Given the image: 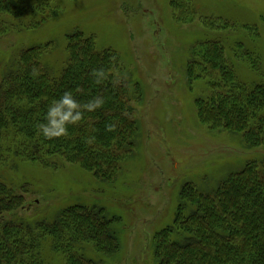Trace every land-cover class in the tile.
I'll return each mask as SVG.
<instances>
[{
  "label": "rangeland",
  "instance_id": "obj_1",
  "mask_svg": "<svg viewBox=\"0 0 264 264\" xmlns=\"http://www.w3.org/2000/svg\"><path fill=\"white\" fill-rule=\"evenodd\" d=\"M35 1L42 5L43 11L35 14L42 25L37 28V20L31 29L1 37V67L22 49L42 46L49 47L42 64L58 73L70 57L67 37L80 30L94 38L99 52L109 50L117 57L113 80L122 88L135 134L125 140L130 146L123 144L124 158L117 148L114 151L118 170L113 181L100 180L78 164L62 161L45 168L12 157L6 164L0 159V180L31 205L38 202L34 207L46 217L71 205L91 204L116 218L118 251L109 256L94 252L88 244L84 259L88 256L98 264H152L154 236L173 223L184 184L192 182L210 191L230 173L264 160V143L251 147L245 133L213 125L198 108L199 100L211 96L209 81L217 77L202 64L205 43L221 40L229 62L245 81L264 74V0ZM29 18L24 21L27 27ZM236 50L247 51L256 67L233 57ZM196 59L202 66L192 69ZM227 91L224 84L215 94ZM27 212L23 213L34 217ZM71 254L81 258L75 250ZM45 256L49 264L68 261L67 255H56L49 247Z\"/></svg>",
  "mask_w": 264,
  "mask_h": 264
},
{
  "label": "trees",
  "instance_id": "obj_2",
  "mask_svg": "<svg viewBox=\"0 0 264 264\" xmlns=\"http://www.w3.org/2000/svg\"><path fill=\"white\" fill-rule=\"evenodd\" d=\"M42 11L35 0H0V39L33 28L37 20L39 28L43 20L35 14ZM28 18L29 27L24 22ZM67 38L70 57L58 73L42 64L49 48L42 46L22 49L4 68L0 65V159L6 164L12 157L45 168L64 161L110 182L118 170L114 151L117 148L124 158L123 144L135 134L134 120L127 116L129 110L121 98L122 88L113 80L117 57L109 50L99 52L94 38L80 30ZM220 42L202 46L204 69L217 77L209 81L213 91L209 99L198 101L199 112L212 119L213 125L221 124L233 134L245 133L247 144L260 147L264 143V74L245 81ZM234 52L233 57L256 67L247 51ZM190 66L202 65L196 59ZM33 68L39 73L35 78ZM93 69L105 72L100 84L90 75ZM224 84L228 91L215 94ZM66 91H72L81 103L97 95L105 102L95 112L85 113L80 124L70 126L67 136L46 141L36 134V125L42 122L48 104ZM34 205L38 202L31 205L16 188L0 180V264H49L46 247L56 255H67V264H98L88 261V256L84 259L88 244L94 252L109 256L118 251V221L108 218L104 208L76 204L50 218ZM25 211L34 217H27ZM151 248L152 264H264V160L230 173L210 191L192 182L184 184L173 223L155 234ZM74 250L80 259L71 254Z\"/></svg>",
  "mask_w": 264,
  "mask_h": 264
},
{
  "label": "clouds",
  "instance_id": "obj_3",
  "mask_svg": "<svg viewBox=\"0 0 264 264\" xmlns=\"http://www.w3.org/2000/svg\"><path fill=\"white\" fill-rule=\"evenodd\" d=\"M38 74V70L33 68L31 75L35 78ZM90 75L97 84H100L105 78L103 69H93ZM104 102V98L97 95L86 103H81L75 98L72 91H66L48 104L42 122L36 125V134L42 136L46 141L65 137L68 135L70 126L80 124L85 113L95 112L102 108ZM108 130L112 131L113 126L109 125ZM88 142L91 143V139Z\"/></svg>",
  "mask_w": 264,
  "mask_h": 264
}]
</instances>
